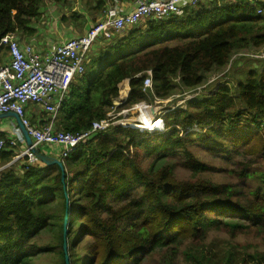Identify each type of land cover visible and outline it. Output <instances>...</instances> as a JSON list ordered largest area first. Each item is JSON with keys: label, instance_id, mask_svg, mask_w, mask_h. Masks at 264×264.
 <instances>
[{"label": "trees", "instance_id": "trees-1", "mask_svg": "<svg viewBox=\"0 0 264 264\" xmlns=\"http://www.w3.org/2000/svg\"><path fill=\"white\" fill-rule=\"evenodd\" d=\"M45 1L66 2L0 0V40L14 31L32 38ZM115 1L88 0V11L99 16ZM245 52L264 53V7L258 14L242 0H211L145 19L94 43L56 116V130L75 134L104 120L124 82L129 94L118 109L140 103L147 70L164 100L205 85ZM7 62L3 52L0 64ZM250 69L236 86L217 81L185 110L168 113L162 132L115 126L78 146L62 160L63 182L58 166L37 161L1 169L0 264H66L64 241L69 264H264V168L256 166L264 160V68ZM42 119L41 125L48 117ZM192 137L224 139L242 161L232 169L211 167L188 149ZM18 154L9 146L0 151V168ZM157 156L172 158L159 164ZM145 160L151 161L146 167ZM176 168L189 178L178 179ZM215 171L233 182L202 176ZM210 232L244 242L237 250H211Z\"/></svg>", "mask_w": 264, "mask_h": 264}, {"label": "built area", "instance_id": "built-area-1", "mask_svg": "<svg viewBox=\"0 0 264 264\" xmlns=\"http://www.w3.org/2000/svg\"><path fill=\"white\" fill-rule=\"evenodd\" d=\"M210 1L133 0L132 10L125 11L109 6L101 12V18L81 35L58 43L53 49L44 52L37 51L31 44L21 42L17 31L5 35L0 40V51L5 50L8 60L7 64H0V115L13 113L18 116L33 144L37 148L57 149V158L61 160L72 154L78 146L108 133L115 126L131 128L141 133L162 132L164 117L168 113L176 109L185 110L189 100L208 94L210 86L219 78L210 77L205 85L191 92L162 100L156 97L153 90V72L147 70L143 73L144 100L131 106V109L138 113V118H129L123 114L131 109H118L126 102L128 96V93L123 96L120 92V98L114 100L113 107L107 112L105 119L92 122L90 129L84 132L73 134L57 131L55 120L70 85L76 77L83 74L86 57L97 40L109 41L113 33H119L127 27H135L145 19L167 18L180 13L184 7L194 8L200 3ZM242 1L255 6L258 14L262 13L264 0ZM251 57L264 61L263 52ZM28 106L42 108L48 120L40 127L33 126L25 110ZM148 116L152 117L149 119L151 125L141 128L140 118ZM20 141L24 143L22 136ZM18 143L15 138H0V151L7 146L16 148ZM16 157L26 159L30 165L36 163V159L27 149Z\"/></svg>", "mask_w": 264, "mask_h": 264}, {"label": "rangeland", "instance_id": "rangeland-1", "mask_svg": "<svg viewBox=\"0 0 264 264\" xmlns=\"http://www.w3.org/2000/svg\"><path fill=\"white\" fill-rule=\"evenodd\" d=\"M223 1L225 0H218V3ZM87 2L88 0H66V2L57 6L51 3H48V6H46L47 4L45 1L44 5L42 6L43 9L41 10L42 16L40 17L39 21L31 25L33 28H35L37 33L32 38H28L30 43L40 50H51L63 39H70L71 37L74 38L81 35L94 23L93 20H95V17H97L95 13H89ZM120 4L124 5L123 2H120ZM92 5L95 6V2H93ZM59 16H66L69 20L66 24H61L60 19H58ZM76 16H78V18L74 19ZM251 55L255 56L256 54H253L252 52H245V54H242L241 56H238V54L235 55L231 58L229 65L222 73L214 74L211 77L219 78L218 86L225 83L232 87L236 86L238 82L244 81L248 71L251 70L250 68H254L258 72H261L264 68V61L252 58ZM132 107L128 109H131ZM164 109H166V107ZM153 110L154 108L152 111ZM123 114H126V116L129 118H138V113L133 109ZM191 140L194 141V143H190L188 145V149L201 162L211 167L232 169L233 162L242 161V156H238L231 149V147L228 146L227 141L224 139L221 140L215 138L212 141H206L198 139L197 137H192ZM180 153L182 154V151ZM171 158L167 157L163 159L157 156L159 164L165 162L166 160L169 162ZM150 162V160H145L144 166H148ZM256 166L264 168V160L257 161ZM175 174L178 179H185L189 178L190 176V173L180 168L175 169ZM202 176H204L203 178L211 179L220 184L233 182V180H231L221 171L207 173ZM45 240L47 239L45 238ZM242 242H244L242 237L232 240L226 234L217 232H210L208 238V243L212 245V247H209L211 250L216 249L215 247H219V249L224 251L226 249H231L232 247L237 250V245ZM262 249L264 250V247ZM238 252L240 253L241 250L239 249ZM41 262H43V264H49L47 259H42Z\"/></svg>", "mask_w": 264, "mask_h": 264}, {"label": "crops", "instance_id": "crops-1", "mask_svg": "<svg viewBox=\"0 0 264 264\" xmlns=\"http://www.w3.org/2000/svg\"><path fill=\"white\" fill-rule=\"evenodd\" d=\"M218 1V0H217ZM120 2H123L124 5H121ZM132 4H133V0H116L114 2L113 5H115V7H118L119 9L121 10H132ZM98 17V15H96ZM101 18V15H99L97 21ZM20 36V41L23 42V43H28V44H31L30 41L27 39L24 38V36ZM72 38V37H71ZM61 43V41L59 42ZM63 43V42H62ZM32 45V44H31ZM37 51H40V52H44L45 50H40L39 48L33 46ZM3 52H5L4 49H1L0 53L2 54ZM34 109H37L36 111V114H34V116H32L33 114L31 113L32 110ZM26 113H27V116L29 118V120L31 121L32 125L35 126V127H40L41 126V122H44V120L42 118H47V114L43 112L42 108L38 107V106H28L26 107ZM42 117V118H40ZM55 129H56V126H55ZM21 134H20V131L18 129V126H17V123L14 119L12 118H6V119H0V138L2 139H6V140H10V139H17L18 140V146L16 147L18 149L19 152H22L26 149V145L24 143V145H21L23 144L20 139H21ZM42 148V151L43 153H45L46 155L48 156H53V157H57V152L58 150L57 149H54V148H47V147H41ZM13 161V160H12ZM12 161L6 165H4L1 169H4V168H8L10 167L12 164Z\"/></svg>", "mask_w": 264, "mask_h": 264}, {"label": "water", "instance_id": "water-1", "mask_svg": "<svg viewBox=\"0 0 264 264\" xmlns=\"http://www.w3.org/2000/svg\"><path fill=\"white\" fill-rule=\"evenodd\" d=\"M129 84V82H128ZM6 118H12L16 121L18 129L20 131V134L22 135L25 145H26V149L30 151V153L34 156V158L36 159L37 162L42 163L46 166H53L56 165L60 168L61 172H62V182L64 181L65 178V172H64V168H63V162L61 159L57 158V157H53V156H48L45 153L41 152L32 142L30 136L27 134V131L25 130V128L22 126L21 121L19 119L18 116H16L13 113H8V114H2L0 115V119H6ZM20 158L16 157L13 159L12 163H14L15 161H18ZM11 164V163H10ZM64 224H63V228H64V237H65V232H66V227H67V222H68V203L66 202V208H65V216H64ZM63 249H64V254H65V263H68V257L66 255V249H67V245L64 241L63 243Z\"/></svg>", "mask_w": 264, "mask_h": 264}, {"label": "bare ground", "instance_id": "bare-ground-1", "mask_svg": "<svg viewBox=\"0 0 264 264\" xmlns=\"http://www.w3.org/2000/svg\"><path fill=\"white\" fill-rule=\"evenodd\" d=\"M128 89H129L128 82H124L121 93L124 94V95H126L128 93ZM149 119H152V117L151 116H148V117H142V118H140V121H142V123L140 124V127L143 128V127H146V126L151 125V120H149ZM145 122L148 123V124H145ZM153 124L154 123H152V125Z\"/></svg>", "mask_w": 264, "mask_h": 264}, {"label": "clouds", "instance_id": "clouds-1", "mask_svg": "<svg viewBox=\"0 0 264 264\" xmlns=\"http://www.w3.org/2000/svg\"><path fill=\"white\" fill-rule=\"evenodd\" d=\"M129 85V84H128ZM211 87V86H210ZM212 88V87H211ZM211 88H210V90H211ZM128 94H129V92H128ZM128 97V96H127ZM23 138V137H22ZM24 140V139H23ZM25 143V142H24ZM39 149V148H38ZM23 152V151H22ZM20 153V152H19ZM16 158V157H15ZM20 160V159H19Z\"/></svg>", "mask_w": 264, "mask_h": 264}]
</instances>
